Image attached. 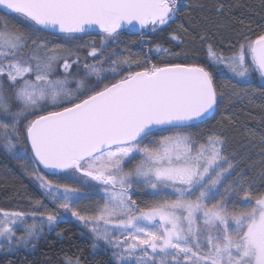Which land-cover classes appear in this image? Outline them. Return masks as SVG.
I'll return each mask as SVG.
<instances>
[{
    "label": "snow or ice",
    "instance_id": "obj_1",
    "mask_svg": "<svg viewBox=\"0 0 264 264\" xmlns=\"http://www.w3.org/2000/svg\"><path fill=\"white\" fill-rule=\"evenodd\" d=\"M181 6L182 0H0V149L25 169L30 162L44 194L88 228L94 248L103 241L114 249L115 264H264V191L253 194L244 174H237L235 187H224L222 181L234 171L223 153L224 138L210 134L200 143L189 133L161 134L189 127L220 107L225 94L217 90L211 71L194 63L151 64L99 90L83 79L72 89L68 57L75 53L65 55L31 39V33L46 28L71 37L98 26L107 40L133 22L154 31L174 21ZM216 11H225V5L218 4ZM7 15H16L31 31L10 23ZM230 47L235 50L225 55L208 44L209 62L222 77L235 79L240 91L264 97V31L254 39L241 34ZM156 51L167 49L157 46ZM98 52L103 55L93 47L89 54ZM61 60L64 78L53 79ZM118 63L140 64L127 57L112 62ZM84 67L101 79L98 64ZM109 71L118 73V68ZM259 140L264 143V135ZM41 165L94 182L90 186L103 203L82 214L74 205L89 194L49 180ZM141 185L162 199L141 208L132 198ZM222 188L232 196L231 208ZM169 193L176 199H167ZM63 219L57 211L0 208V249L34 247L45 226ZM64 264L82 262L65 256Z\"/></svg>",
    "mask_w": 264,
    "mask_h": 264
},
{
    "label": "trees",
    "instance_id": "obj_2",
    "mask_svg": "<svg viewBox=\"0 0 264 264\" xmlns=\"http://www.w3.org/2000/svg\"><path fill=\"white\" fill-rule=\"evenodd\" d=\"M220 3L225 5V11L218 13L216 6ZM0 15H4V12L0 11ZM6 19L22 31H31L16 15H7ZM180 25L187 32H182ZM261 31H264V0H187L174 21L158 26L154 31L150 29L142 35L122 31L112 41H106L103 32L72 34L69 37L67 34L42 30L31 33V39L42 40L49 49L55 48L65 55L69 51L75 53L68 57L72 64L69 76L72 79V89L76 87V80L83 79L87 86L97 87L99 90L104 85L122 79L129 71H142L151 64L164 66L165 63H194L206 67L213 73L217 90L225 94L223 103L210 120L190 127L170 129L161 134L189 133L200 143H205V137L210 134L223 137V153L236 166L234 175H246L248 182L253 184V194H257L264 191V143L259 140L264 135V97L258 92L244 93L240 91L242 86L237 85L235 79L222 77L209 62L207 45L212 44L215 50L229 55L235 50L230 46L237 44L241 34L254 39ZM173 34L181 35L182 40L172 39ZM205 34L207 39L201 40V35ZM157 46L167 51L158 52ZM93 47L99 49L103 55L98 52L95 57L91 56L89 53ZM77 57L79 63H73ZM125 57L139 61V66L136 63L131 66L112 64L113 61H122ZM86 64H98L102 68L101 79L98 80L95 75L90 74L84 67ZM62 65L61 60L57 72L63 75ZM112 67H117L118 73L109 71ZM259 83L257 81L254 87L258 88ZM233 85H236L235 90ZM250 130L254 134H250ZM138 161L134 160L126 170ZM39 171L53 182L68 184L88 193L75 206L82 214L93 212L97 201L103 203L102 198L94 194L91 184L84 185L77 178L63 173L48 175L41 168ZM31 172L30 162L25 169L21 161L13 159L0 149V208L25 213L58 212V206L44 194ZM132 198L141 208L162 199L154 196L151 189L143 185L137 188ZM167 199L170 200V196ZM37 200L42 202L41 206L35 204ZM229 205L232 207L231 203ZM32 222L29 219L28 223ZM22 233L23 228L18 227L17 235ZM33 244L34 247L22 246L12 252L0 249V264H64L65 256H79L82 264H115L112 251L99 244L94 248L91 232L73 218L60 220L52 228L45 226Z\"/></svg>",
    "mask_w": 264,
    "mask_h": 264
},
{
    "label": "rangeland",
    "instance_id": "obj_3",
    "mask_svg": "<svg viewBox=\"0 0 264 264\" xmlns=\"http://www.w3.org/2000/svg\"><path fill=\"white\" fill-rule=\"evenodd\" d=\"M1 16V15H0ZM102 34H104V33H102ZM115 37H113V38H108L106 41H112L111 39H114ZM104 39H105V37H104ZM63 69V68H62ZM30 78H34V77H30ZM52 78L53 79H57V78H64V74L62 75V73H58L57 72V68H56V70H55V72L52 74ZM69 80H70V83H69V88H72V86H71V82H72V79L69 77ZM195 150V149H194ZM136 159H140V157L139 156H137L136 157ZM135 159V160H136ZM136 163V162H135ZM135 163H133V165L135 164ZM129 164H127L126 165V168H127V166H128ZM133 165H131L130 166V168L133 166ZM225 167H226V165H225ZM235 170H236V166H234V171L232 172V175L231 176H228L225 180H223L222 181V184L224 185V187L225 188H232V187H235V180L238 178L237 177V175H234V173H235ZM44 175V174H43ZM45 177H46V175H44ZM75 178H77V177H75ZM74 178V179H75ZM78 179V178H77ZM78 181H80L79 179H78ZM54 183H56V182H54ZM82 184H92V183H94V182H81ZM136 187V186H135ZM145 187V186H144ZM74 188V187H73ZM145 188H147V187H145ZM77 189H79V188H77ZM91 189H93V190H95L93 187H91ZM81 190V192H84L85 193V191L84 190H82V189H80ZM93 190H91V191H93ZM146 190V189H145ZM96 191V190H95ZM152 191V190H151ZM221 191L222 192H224V189L222 188L221 189ZM197 195H198V193H197ZM168 196H170V200H174V199H176V197L174 196V195H171L170 193L167 195V198H168ZM224 197H225V199L229 202V204L231 203V201H232V196L231 195H229L228 194V192H224ZM193 199H195V197H192ZM217 199H219V197L217 198ZM80 201V200H79ZM78 201V202H79ZM78 202H76L75 203V205L74 206H76L77 204H78ZM211 203H216V201L214 200V201H212ZM229 207L231 208V206L229 205ZM58 213H59V215L60 216H63L64 217V219L65 218H73L74 220H77L75 217H72L71 215H70V213H68V214H65V213H63L62 211H60V210H58ZM201 223H202V221H201ZM82 224V223H81ZM83 225V224H82ZM55 226V225H54ZM53 226V227H54ZM84 226V225H83ZM85 227V226H84ZM52 228V227H51ZM86 228V227H85ZM86 229H88V228H86ZM99 245H102V246H104V247H106L107 249H109L110 251H114V249H112V248H110L109 246H107V245H105L104 243H103V241H101V242H99Z\"/></svg>",
    "mask_w": 264,
    "mask_h": 264
},
{
    "label": "water",
    "instance_id": "obj_4",
    "mask_svg": "<svg viewBox=\"0 0 264 264\" xmlns=\"http://www.w3.org/2000/svg\"><path fill=\"white\" fill-rule=\"evenodd\" d=\"M147 28V27H146ZM145 28L141 29L140 26L138 24H136L135 22H133V24H124L122 25V27L120 29H118V32L119 31H123V30H131L133 31L135 34H139L140 32H142ZM47 32H50V33H54V34H65V33H62L60 32L58 29H51V28H46V29H43ZM88 32H91V33H102L103 31L98 27V26H93L92 28H90L89 30L85 31V32H80V33H88ZM75 34H79V33H75ZM216 110H214L212 113H210V115L208 117H206L204 120L202 121H195V122H192L191 126L195 125V124H198V123H202V122H205V121H208L210 120L214 114H215ZM190 127V126H189ZM183 128V127H182ZM40 168L48 175H57V174H61L62 172H60L59 170H51V169H46L43 167V165L40 166Z\"/></svg>",
    "mask_w": 264,
    "mask_h": 264
},
{
    "label": "flooded vegetation",
    "instance_id": "obj_5",
    "mask_svg": "<svg viewBox=\"0 0 264 264\" xmlns=\"http://www.w3.org/2000/svg\"><path fill=\"white\" fill-rule=\"evenodd\" d=\"M185 5V3H184V0H182V6L181 7H183ZM170 23V22H169ZM168 23V24H169ZM150 27H147V28H145L142 32H140L139 34H135L133 31H131V30H123V31H129V32H131L132 34H135V35H142V34H145V33H148L149 31H150ZM119 32H122V31H119Z\"/></svg>",
    "mask_w": 264,
    "mask_h": 264
}]
</instances>
